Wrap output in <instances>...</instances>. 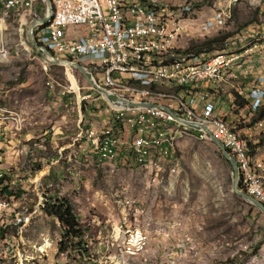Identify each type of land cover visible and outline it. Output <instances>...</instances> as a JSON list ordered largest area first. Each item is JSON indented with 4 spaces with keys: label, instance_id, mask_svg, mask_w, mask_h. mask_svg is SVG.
I'll return each instance as SVG.
<instances>
[{
    "label": "rangeland",
    "instance_id": "rangeland-1",
    "mask_svg": "<svg viewBox=\"0 0 264 264\" xmlns=\"http://www.w3.org/2000/svg\"><path fill=\"white\" fill-rule=\"evenodd\" d=\"M2 1L0 10H5ZM157 2L173 12L180 26L186 24L178 49L220 31L236 34L231 49L244 41L264 44V0ZM35 7L39 16L45 13L42 0ZM218 13L226 23L211 29L207 22ZM34 18L29 11H0V172L12 192L0 194L6 204L0 211V264H248L256 255L264 261V215L233 194L231 167L203 133L158 123V132L173 136L175 143L167 142L166 149L173 151L174 160L153 156L146 167L123 160L99 163L87 130L111 120L133 127L132 117L116 110L111 117L110 105L88 89L76 70L44 61L27 40ZM248 22L252 24L242 29ZM229 48L207 58L234 52ZM253 53L233 75L243 95L256 76L264 77V51ZM79 62L100 67L103 57L90 55ZM78 88L85 100H78ZM215 88L196 92L191 87V95L182 92L178 99L195 103L198 114L199 103L210 101L215 114L235 119L230 126L237 127L229 90L215 98L208 91ZM138 101L172 104L144 95ZM239 116L248 122L245 112ZM249 129L250 156L264 163V122ZM238 130L246 138V129ZM54 196L70 201L85 230L84 242L68 244L65 252L59 249L63 239L58 222L44 213ZM132 234L144 236L142 245L130 242Z\"/></svg>",
    "mask_w": 264,
    "mask_h": 264
},
{
    "label": "built area",
    "instance_id": "built-area-1",
    "mask_svg": "<svg viewBox=\"0 0 264 264\" xmlns=\"http://www.w3.org/2000/svg\"><path fill=\"white\" fill-rule=\"evenodd\" d=\"M51 1H56L59 4L60 15L56 23L47 30L41 40H39V45H51V54H53L54 51H64L65 53L74 54V61L71 62L73 64L80 63L79 61L82 57L90 55L102 56L103 62L100 67L84 65L92 74L93 81L96 85H98V77L95 72L101 74L99 78H104V71L110 64L133 63V67L151 65L154 68H161L165 71H175V73L179 74L180 65L188 60L184 59L181 62L165 64L159 62L157 59V64H145L144 61H142V56H135V52L132 51V44H139L140 47H142V54L153 56L155 49L166 47L170 44H176V35L185 34L186 24L184 26H176V20L155 19L156 10L147 8L145 5H139L138 2L134 0ZM22 4L23 0H16L15 6L0 11L9 12L13 8L22 7ZM40 17L41 16L36 12V18ZM116 23H123L124 31H117ZM186 23H188V21ZM225 23L226 19L222 16V13L216 14L214 19L207 22L211 29L224 25ZM234 45L244 46V42L237 45L235 43ZM226 47H231V44ZM256 51H264V46L254 48V52ZM208 54H210V52L198 53V57L195 58ZM215 62H218V59H216ZM204 67H207V74L201 77H209L211 79L212 73L209 72V65ZM68 68L69 70L73 69L71 67ZM71 76L76 83V79L72 74ZM194 76L193 72H191L190 74L183 75V80H192ZM115 77L148 79V77L131 76V70L124 74H117ZM83 81L85 82L84 79ZM251 85L255 88H263L264 90V77L261 75L256 76L251 82ZM98 86L100 88L105 87V85ZM88 89L93 88L89 86ZM77 97L79 101L86 99V96H80L79 88L77 90ZM99 99L102 103L110 105L111 117L113 110H122L123 113L130 114L133 120V127H124L120 124H114L111 120L105 127L87 130L91 132V140L88 143L89 145L95 146V152L105 151V154H111V152L105 148V141L114 140L119 144V151L120 149H127L128 155L148 153L149 150L153 148H165V156H163L162 159L167 161L174 160L173 151L166 150V143L174 142L173 136L159 133L158 123L180 124L184 128L203 133L206 141H210V137L200 127L202 126V122H194L190 119V111H196L197 108L195 103L190 102L189 105H186V108H179L178 105L161 103L160 105L167 107L173 113L171 114L160 108L126 109L111 104L105 97H99ZM122 100L133 102L130 98L117 99L118 102ZM246 100L254 106L253 100ZM198 108L199 112L206 114V118L212 119L213 116H222L229 119L227 115L215 114L214 107L206 101L199 103ZM175 116L182 122H194L195 124L193 126H187L177 121ZM207 129L214 138L223 144L225 149L235 160L238 171L242 172L243 182L239 183V188L264 205L263 198H258L254 190V179L256 177L252 173L247 172L244 167L243 154H239L238 150L234 149L229 137L225 136V133L217 131V125ZM132 131H134L133 134H137V141H130V134H132ZM249 151L250 150H246V153ZM3 176L4 174L0 172V194H4ZM3 208L4 201H0V211ZM137 238H144V236L132 234L130 242H134L137 246ZM141 250L142 249H138V252ZM256 264H263V261L257 260Z\"/></svg>",
    "mask_w": 264,
    "mask_h": 264
},
{
    "label": "bare ground",
    "instance_id": "bare-ground-1",
    "mask_svg": "<svg viewBox=\"0 0 264 264\" xmlns=\"http://www.w3.org/2000/svg\"><path fill=\"white\" fill-rule=\"evenodd\" d=\"M134 1L138 2L139 5H145L147 8L156 10L155 19L176 20V26H180L177 19H173L174 17L173 12L168 10V8L164 6L163 2H157V0H134ZM15 3L16 0H5L4 7L6 9H10L11 6H15ZM33 4H34V0H23L22 7H16L11 9L10 11H15V10L31 11L33 10ZM51 4H52L53 12L49 17V19L47 20V22L38 23L33 30L34 39L37 45L40 47L47 48L50 51V53H51V45L48 44L39 45V40H41L45 32L49 30L56 23L57 18L60 15L59 4L56 1H51ZM116 30L124 31V24L116 23ZM179 38L180 35H176V43ZM261 46H264V44L261 45L256 44L254 46H250L251 48L245 50V54L250 55V53L254 52V48H260ZM176 49H178L177 44H170L167 45L166 47H159L158 49H155V51L153 52V56H149V54H142V47H140L139 44H132V51L135 52V56H142V61H144L145 64H157V59L159 62H163L165 64H173L174 62H181L184 59H188L185 62H183L182 65H180L179 74L175 73V71H165L161 68H154L151 65H141V66L133 67V63L110 64L108 67H106L104 71V78H98V85H101L99 80L102 79L103 80L102 85H105V87H103L102 89L105 90L108 94L115 96L116 99L126 98L124 92L127 91L130 92L129 98L132 99L133 102H141L138 101V98L141 95H144L147 97L155 98L157 100L158 99L170 100L172 101L171 105L173 104L175 105V102H178L179 108H186V103L180 100L181 98L178 99V97L170 96V95L157 96L152 92L147 91L144 88H139L138 86L140 87L153 86L154 88L161 86L173 87V88H177V87L194 88L199 84H203L207 88L213 87L216 86L217 84L219 85V83L223 80L225 74L230 72V70H232L233 68L237 67L241 60L240 57L241 55L229 53V52H221L215 54L211 58H207V55H201L199 58H195V56H190L185 54L175 56L172 51ZM260 52L262 53L263 51ZM52 56L57 60H59L58 59L59 57L65 59L60 61H69V62L74 61V54L65 53L64 51H54ZM216 59H218V62H215ZM208 65H209V72L212 73L211 79L209 77H201L202 75L207 74V67L204 66H208ZM129 70H131V76L148 77V79H140V78L126 79L124 77H115L117 74H124L127 73ZM191 72H193V75H195L194 78L192 80H183V75L190 74ZM102 97L104 96L102 95ZM151 103H155V102H151ZM116 111L117 113L123 112L122 110H116ZM190 119L194 122H202V126L205 128H211L214 127V125H217V131H219L220 133H225V136L229 137L232 145L234 146V149L238 150L239 154H243L244 167L246 168L247 172L252 173L256 177L254 179V190L256 192L257 197L263 198V202H264V163L260 161L257 162L253 161L249 152L246 153V150L248 149L245 142L247 141V139L248 141H251L252 133L245 136L246 141H243L233 135V133L229 128V123L224 120H214V119L206 118V114L198 116L194 111H190ZM116 122H118V119L115 121V123ZM178 126L181 127L182 129H188V128H184L180 124H178ZM88 137L91 140V132L89 131H88ZM134 141H137V135ZM105 148L108 149L111 152V154H105V151H97L99 156L98 159L99 163L112 164V163H118L123 160L124 162H129L130 166L146 167L147 165L151 164L150 162L153 156H157V157L165 156V150L163 148H153L150 149L148 153H139V154H130V155H128V150H127L126 153L123 154L122 149H120L119 151V144H117L114 140H106ZM239 182L240 183L243 182V174L241 171H238V184ZM3 183H4V187H7L8 191L10 192L8 184L4 181V176H3ZM4 194L7 195V193L5 192ZM5 205L6 204L4 202V207ZM142 243H143V239L137 238V245L138 246L142 245ZM259 258L260 256L256 255L252 259V262L248 264H256Z\"/></svg>",
    "mask_w": 264,
    "mask_h": 264
},
{
    "label": "trees",
    "instance_id": "trees-1",
    "mask_svg": "<svg viewBox=\"0 0 264 264\" xmlns=\"http://www.w3.org/2000/svg\"><path fill=\"white\" fill-rule=\"evenodd\" d=\"M250 24H252V22H248L247 24H244L242 26V29H245ZM235 35L236 34L234 33L220 31L216 35L210 38H205L204 40L195 42V43L192 42L190 46L185 50L176 49L172 52L175 56H179V55H184V54L194 55V54H198V53L200 54L203 52H210V54H213L211 53L213 51L215 52L222 51V50L225 51V49L228 48L226 46L230 45V42L235 37ZM251 45H254V44L253 43L249 44V46ZM138 87L144 88L147 91L152 92L153 94L157 96H169L170 95V96L180 97V94L182 92L186 93L187 95H191L192 93L191 89L188 87H177V88L165 87V86H161L158 88H154L153 86L152 87L151 86H144V87L138 86ZM224 88L229 90L230 95L233 98V100L230 103L229 108L231 112H233L235 116L238 118V119L236 118L237 124H238L236 125L237 127L234 126L233 128L229 124V128L234 136H236L238 139L246 141L245 140L246 138L241 137L238 129H249L258 123L264 122V106H257V105L253 106L251 103H248V101L245 99L246 94L245 95L242 94L243 88L240 87V85L238 86L237 81L233 77H230V76H226L219 83V85L218 84L216 85L215 89H210L208 91L211 97L216 98L219 94L222 93ZM124 93H125V97L129 98L130 92L125 91ZM158 103L160 104L161 102L158 101ZM241 111L246 113V117L249 118L248 122H245V120L241 116H239V112ZM247 141L245 142V144L247 146V149L249 150ZM257 141L259 142L258 139ZM263 141L264 140H260V143ZM253 148L257 149V146L254 145ZM249 154H251V152ZM238 185L240 187V184ZM3 191L7 193L8 196L12 195L11 191L9 192L7 187H4ZM44 213L48 217L54 218L60 226L61 233H62V239H63L59 243V249L61 252L67 251L68 244L70 243H75L76 245L79 246L81 243L84 242L83 238H84L85 230L82 229L79 223V220L76 214L74 213L73 207L67 198H63L59 196L50 197L49 200L46 202Z\"/></svg>",
    "mask_w": 264,
    "mask_h": 264
},
{
    "label": "water",
    "instance_id": "water-1",
    "mask_svg": "<svg viewBox=\"0 0 264 264\" xmlns=\"http://www.w3.org/2000/svg\"><path fill=\"white\" fill-rule=\"evenodd\" d=\"M42 4L45 8V13L40 18H36L31 22V24L28 28V31H27V40H28L29 45L32 48H34L38 53H40L42 55L45 62L50 63V64L55 65V66L73 68L83 77L85 82L90 87H92L94 90L101 93L111 104H114L116 106L126 108V109L160 108V109L166 111L167 113L173 114L167 107L160 105V104H156V103H151V102L133 103V102H130L127 100H122L121 102H118L115 96L108 94L105 90H103L102 88H100L98 85L95 84V82L93 81V76L88 71L86 66H84L81 63L73 64L69 61L57 60L56 58H54L52 56V54L50 53V51L47 48L38 46L37 43L35 42V39H34L33 30L38 23L47 22V20L49 19V17L51 16V14L53 12V8H52V4H51L50 0H42ZM175 119L177 121L181 122L182 124L187 125V126H193L195 124L194 122H182L177 118V116H175ZM200 127L207 133V135L210 137V141L217 147L222 158L225 161H227L231 167V170H232V187H231V190H232L233 194L237 195L238 197L243 199L245 202H247L251 205H254L264 215V205L262 203H260L258 200H256L255 198L246 194L244 191H242L239 188V185H238V168H237V164H236L235 160L233 159V157L228 153V151L225 149L223 144L219 140H217L216 138L213 137V135L209 132V130L207 128H205L203 126H200Z\"/></svg>",
    "mask_w": 264,
    "mask_h": 264
},
{
    "label": "crops",
    "instance_id": "crops-1",
    "mask_svg": "<svg viewBox=\"0 0 264 264\" xmlns=\"http://www.w3.org/2000/svg\"><path fill=\"white\" fill-rule=\"evenodd\" d=\"M38 1V0H37ZM36 0H34V4H33V10H31V11H29V12H31L34 16L36 15V12H38L37 11V8L35 7V4H36V2H37ZM2 2H4V0L2 1ZM249 43H250V41H244V46H235V48H233V49H231V47L229 48L231 51H234V52H229V53H234V54H239V55H241L240 57H241V60H240V62H239V64H238V66L237 67H235V68H233L232 70H230V72H228V73H226L225 74V76H224V78L226 77V76H228V75H230V74H232L231 75V77H233V75H234V73L235 72H237L238 70H239V68L243 65H240V63L242 62V60L248 55V54H245V51H244V49L249 45ZM255 45V44H254ZM254 45H251V46H254ZM249 48H251L250 46H249ZM236 52V53H235ZM260 52V51H259ZM261 53V52H260ZM253 54H255V53H250V55H248L247 57H250V56H252ZM223 78V79H224ZM255 79V78H254ZM253 79V80H254ZM252 80V81H253ZM200 85V84H199ZM201 85H203V84H201ZM198 86V85H197ZM197 86H195L194 88H192V91L194 90V91H199V90H204V89H209V87L207 88L206 86H204L203 85V87H204V89H198V87ZM253 88H255L254 86H250V89L248 90V91H246V97H247V99L248 100H253L254 101V105H255V103L256 102H258L256 105L257 106H264V96H262V95H260V89L261 90H263V88H255V91H252V89ZM196 91V92H197ZM210 100H211V98H209ZM209 101V100H208ZM164 103V102H163ZM165 104V103H164ZM208 104H210V105H212V102H210L209 101V103ZM212 107H213V105H212ZM195 112V111H194ZM198 116H201V115H203L204 113H196ZM219 114H222V113H217V115H219ZM212 119H214V120H224V121H226V122H228L230 125L232 124V122L233 121H235V119H232L231 117L228 119V118H225V117H220V118H216V117H212ZM244 132H246V136L247 135H249L250 133H252L253 134V130L252 129H246ZM159 133H160V131H159ZM133 138H132V141H133V139H134V137H135V134H130ZM92 149V148H91ZM92 151H93V149H92ZM122 151H123V154L124 153H126V151H127V149H122ZM98 163V162H97Z\"/></svg>",
    "mask_w": 264,
    "mask_h": 264
}]
</instances>
